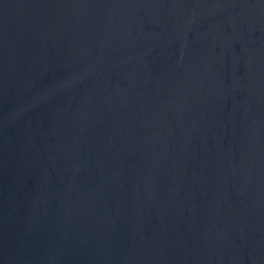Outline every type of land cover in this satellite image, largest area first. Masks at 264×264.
<instances>
[{"label": "water", "instance_id": "water-1", "mask_svg": "<svg viewBox=\"0 0 264 264\" xmlns=\"http://www.w3.org/2000/svg\"><path fill=\"white\" fill-rule=\"evenodd\" d=\"M0 264H264V0H0Z\"/></svg>", "mask_w": 264, "mask_h": 264}]
</instances>
